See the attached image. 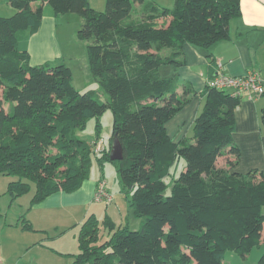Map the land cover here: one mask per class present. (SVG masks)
Instances as JSON below:
<instances>
[{
    "label": "trees",
    "instance_id": "obj_1",
    "mask_svg": "<svg viewBox=\"0 0 264 264\" xmlns=\"http://www.w3.org/2000/svg\"><path fill=\"white\" fill-rule=\"evenodd\" d=\"M8 4L16 12L0 16V174L16 180L7 193L14 202L34 186L31 208L53 194L74 193L88 179L95 156L101 168L105 162L116 165L123 192L142 219L132 231L109 216L90 215L72 264H224L229 252L247 260L264 245V174L234 171L241 159L233 134L242 98L207 84L191 137L176 143L167 124L197 92L160 72L165 65L183 66V46L191 44L204 52L212 78L217 68L212 47L229 39L231 21L242 15L241 0H175L172 8L154 0H107L102 12L90 0ZM44 4L56 16L82 18L78 37L87 44L91 75L108 101L94 90L78 91L65 64H31L29 41L41 29ZM107 110L112 137L96 155ZM91 119H96L93 142L77 136ZM114 137L124 158L113 162ZM227 155L234 160L220 167ZM181 158L186 170L173 177ZM22 229L34 227L27 221Z\"/></svg>",
    "mask_w": 264,
    "mask_h": 264
},
{
    "label": "crops",
    "instance_id": "obj_2",
    "mask_svg": "<svg viewBox=\"0 0 264 264\" xmlns=\"http://www.w3.org/2000/svg\"><path fill=\"white\" fill-rule=\"evenodd\" d=\"M154 1L168 8H172L175 4V0ZM91 3L95 9L103 11L107 0H91ZM241 8V17L230 23L229 39L216 43L212 47V53L214 59L223 64L225 74L244 76L249 69H256L260 71L264 83V0H241ZM15 12L16 10L8 4V0H0V16L10 17ZM58 35H64V31H59L57 16L53 9L48 4H44L41 29L29 41L33 65L63 59L64 48L61 47L62 41L59 40ZM183 50L185 58L183 66L178 69L172 65L160 68L162 77L177 78L180 82L193 86L197 92L192 101L167 124L168 133L176 143L191 137L194 120L205 105V97L202 93L207 87L211 73L210 63L199 47L185 44ZM216 74L217 68L212 77ZM241 98V105L235 112L236 130L233 134L241 159L234 171L247 174L251 170H258L264 174V128L261 125L264 97L243 93ZM233 160V156L227 155L221 157L218 164L227 168ZM98 184L99 182H96L89 187L83 184L82 188L71 194L62 192L53 194L33 206L30 219L27 221L33 225L34 230L21 228L23 235L14 239L11 238L10 233H7L6 240L11 242V246H2L0 242V264H72L71 255L79 251L80 230L78 229H81L83 222L90 215L98 216L89 204ZM66 200L70 201L66 202ZM57 201L62 203L58 208L53 206ZM92 203L103 205L94 201ZM78 209H81L80 215H77ZM57 210L71 211V220L58 219L55 216ZM37 211L39 213L32 215ZM5 230L6 226L0 227V239ZM261 238L264 241V226L261 230ZM263 253L264 245L253 249L247 260L233 253L230 255L232 262L229 264H259ZM25 257L28 261H25Z\"/></svg>",
    "mask_w": 264,
    "mask_h": 264
},
{
    "label": "rangeland",
    "instance_id": "obj_3",
    "mask_svg": "<svg viewBox=\"0 0 264 264\" xmlns=\"http://www.w3.org/2000/svg\"><path fill=\"white\" fill-rule=\"evenodd\" d=\"M105 10L106 7L103 9V11ZM97 11L102 12V10ZM57 23L59 25V31H64V35H58L59 40L62 41L61 47L64 48V57L63 59H58L56 61L51 60L49 63L45 64H48L49 67H55L62 64L67 65L73 72V84L78 91L84 93L89 90H94L99 94L103 101H108L109 96L101 89L99 84L91 75L87 57V44L86 42L81 41L78 37V32L81 29L83 23L82 18L77 14H64L57 16ZM101 123V138L99 141H103L104 146L108 147L112 137L113 128V116L110 110H107L104 113L101 118ZM95 129L96 119H91L87 123L86 129L79 131L77 136L93 142L96 135ZM185 170L186 162L183 158H181L179 162L173 167L172 175L173 177L178 178V176ZM12 180H16V178L13 179L12 177L0 174V227L6 226V230L3 232L4 234H2L0 242L3 244L2 246L5 247L11 246V242L6 240L7 233H10L12 239L18 238L19 235H23L21 228L27 223V220L30 219L32 211L30 203L35 192V187L32 186L31 193L13 202L11 195L7 193L8 185ZM102 180L107 183V189L111 195H113L114 202L109 206L104 204L97 205L92 203L94 198L92 197L89 204H91L95 209V212L99 218L109 216L117 225H126L132 231L139 229L142 219L136 216L134 209L130 205L131 195L125 194L123 192L116 165L111 162H105L101 168L95 156H93L89 177L84 182V185L89 187V185L93 183L95 184L96 182H100ZM171 190L172 186H169L165 192V196H169L171 194ZM68 201L70 200H66V202ZM61 205V201L53 203V206L56 208ZM36 213L39 212H33L32 215H36ZM80 214L81 209H78L77 215ZM55 216L60 220L65 219L66 221H70L72 218L71 211L69 210H57L55 211ZM19 240L21 241V239ZM17 250L19 249L17 248ZM231 254L233 253L229 252L226 255L224 264H229L232 262L230 256ZM24 259L25 261H28V258L25 257Z\"/></svg>",
    "mask_w": 264,
    "mask_h": 264
},
{
    "label": "built area",
    "instance_id": "obj_4",
    "mask_svg": "<svg viewBox=\"0 0 264 264\" xmlns=\"http://www.w3.org/2000/svg\"><path fill=\"white\" fill-rule=\"evenodd\" d=\"M207 84L212 88L228 91L237 97H241L243 93H249L251 96L264 94V83L259 70L249 69L244 76H230L223 72V64L219 61L217 62V74L208 79ZM104 148V142L98 140L94 149L95 154H101ZM93 201L106 206L113 204L114 197L108 191L104 180L99 182Z\"/></svg>",
    "mask_w": 264,
    "mask_h": 264
},
{
    "label": "water",
    "instance_id": "obj_5",
    "mask_svg": "<svg viewBox=\"0 0 264 264\" xmlns=\"http://www.w3.org/2000/svg\"><path fill=\"white\" fill-rule=\"evenodd\" d=\"M111 161H121L123 160V148L118 138L114 137L111 143V149L109 153Z\"/></svg>",
    "mask_w": 264,
    "mask_h": 264
}]
</instances>
